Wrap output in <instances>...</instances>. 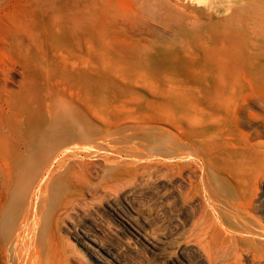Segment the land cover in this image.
I'll return each instance as SVG.
<instances>
[{"label": "rangeland", "instance_id": "rangeland-1", "mask_svg": "<svg viewBox=\"0 0 264 264\" xmlns=\"http://www.w3.org/2000/svg\"><path fill=\"white\" fill-rule=\"evenodd\" d=\"M195 163L264 242V0H0V264H209Z\"/></svg>", "mask_w": 264, "mask_h": 264}, {"label": "bare ground", "instance_id": "bare-ground-1", "mask_svg": "<svg viewBox=\"0 0 264 264\" xmlns=\"http://www.w3.org/2000/svg\"><path fill=\"white\" fill-rule=\"evenodd\" d=\"M128 140L129 143L133 142L132 144H138V146L146 142L141 140L140 136L129 137ZM145 140H148V143L151 145H147L145 143L142 144L145 147H141L146 150L158 149L160 151V147L162 145L158 143L159 141L156 142L154 137L146 138ZM165 145L166 144H164V146ZM163 149L165 148L163 147ZM135 156L138 155L135 154ZM171 166L172 165L169 163L163 164L158 161H150L149 163L140 166L135 173L137 177L145 178L158 173L164 168L169 169ZM196 166L199 167V169L203 168L205 171L203 173L204 183L197 182L195 186L192 182V190H190L191 192L189 191L190 193L188 195L186 194V197H190L192 195L189 198L190 200L195 199L199 195H204V197H206L205 205L212 207L214 210L213 214L207 211V209L204 211V215L200 220L201 222L198 225L195 224L196 227L193 229L192 233V237L198 241L197 244H201V250H203L208 263L218 264L219 262H222L226 264H242L244 259L250 257L252 263L262 264L264 260V251L260 250V245L261 243L263 245L264 242L259 241V238H262L263 235L252 227V221H256L253 216L248 211L238 207V189L232 184L230 179L217 172V175L221 177L213 175L211 180L207 171L212 168V165L207 163L205 165L197 163ZM192 167L190 170H192ZM188 168L189 167H187V170ZM196 175V170L195 172L190 171V173L187 174V177L192 180V178ZM228 188H233L236 191V197L231 200L225 199V197L220 194L221 192L228 190ZM7 190L8 201L6 205L4 204V208H1L0 210V218L2 216V222L0 223V247L9 251L15 235L14 226L18 221L19 213L25 204L26 198L25 185H17L16 187L10 185ZM221 208H223L225 212L232 214L233 219L231 225H225L227 220L224 216H222L223 213Z\"/></svg>", "mask_w": 264, "mask_h": 264}]
</instances>
